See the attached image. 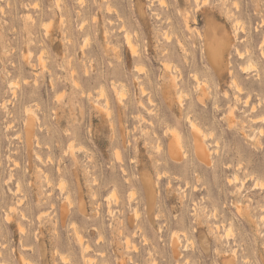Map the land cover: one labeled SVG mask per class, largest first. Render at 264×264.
Wrapping results in <instances>:
<instances>
[{
	"label": "rangeland",
	"instance_id": "rangeland-1",
	"mask_svg": "<svg viewBox=\"0 0 264 264\" xmlns=\"http://www.w3.org/2000/svg\"><path fill=\"white\" fill-rule=\"evenodd\" d=\"M196 1L0 0V264H264V0Z\"/></svg>",
	"mask_w": 264,
	"mask_h": 264
},
{
	"label": "bare ground",
	"instance_id": "bare-ground-1",
	"mask_svg": "<svg viewBox=\"0 0 264 264\" xmlns=\"http://www.w3.org/2000/svg\"><path fill=\"white\" fill-rule=\"evenodd\" d=\"M196 1V0H195ZM197 3L198 2H200L199 0H197L196 1ZM130 36V35H129ZM129 36L127 35L126 36V38L128 39V40H130V38H129ZM169 39V38H168ZM131 41V40H130ZM128 43L131 45V43L128 41ZM127 42H126V44L129 46V44H128ZM133 45V44H132ZM135 46V45H134ZM133 46V47H134ZM133 47H131V49H130V51H131V53L132 54H134V56H136L137 54V51H136V48L134 49ZM136 54V55H135ZM166 66V65H165ZM165 66H163V67H165ZM169 66V65H168ZM167 68V67H166ZM140 70V69H139ZM168 70V69H167ZM136 71V70H135ZM169 71V70H168ZM177 78V77H176ZM234 82V81H233ZM176 81H174L173 79H170V84H169V88H168V91H167V93H166V95H170V94H172V93H174V92H176L177 91V89H176ZM237 85H235L234 87H236ZM238 87V86H237ZM240 88V87H239ZM199 91H200V93H199V97H198V101L199 102H204L205 100V98L208 96V92H207V89L205 88V86L203 85V87H201V85H200V87H199ZM144 90V89H143ZM237 90H239V89H237ZM242 90V89H241ZM243 92V91H242ZM182 93V92H181ZM180 97V96H179ZM179 100H181V98H178ZM183 99V98H182ZM178 101V100H177ZM179 102H181V101H179ZM247 102V101H246ZM181 104V103H180ZM248 104V103H247ZM171 106V101H170V105H169V107ZM182 106V105H181ZM170 108H172V107H170ZM254 108V107H253ZM233 110H231L230 112H232ZM254 111V110H253ZM230 112H229V114H230ZM232 114V113H231ZM232 116V115H231ZM31 121V120H30ZM257 121V120H256ZM30 123H32V122H30ZM193 124V123H192ZM192 124H191V126H192ZM196 125V124H195ZM195 125H193L192 127V129H193V140H194V147H195V154H196V157L198 158V160H200L201 162H204V163H208V161H209V157H210V155L208 154L209 153V151H208V149L204 146V141L201 139V137H200V132L198 131L199 129H196V126ZM31 127H32V125H30ZM31 127H29V129H32ZM195 127V128H194ZM173 132V131H172ZM30 133V131L27 133V134H29ZM30 137V136H29ZM31 139V138H30ZM30 139H28V141L30 140ZM29 142H31V141H29ZM217 145V144H216ZM181 146H182V144H181V140H180V138L177 136V134H173V137L171 138V141H170V146H169V153H170V156L172 157V158H174V159H176V160H178L179 158H178V156H179V154H180V148H181ZM183 151V150H182ZM211 153V152H210ZM181 155V154H180ZM186 155V154H185ZM119 159V158H118ZM237 177V176H236ZM257 182V181H256ZM256 185V184H255ZM50 186V185H49ZM60 186V185H59ZM148 189V188H147ZM153 194V193H152ZM151 199H152V197H150ZM71 205V204H70ZM73 205V204H72ZM151 206V202H149V207ZM54 207V206H53ZM52 207V208H53ZM67 211V210H66ZM65 212V211H64ZM67 213H68V211H67ZM67 215V214H66ZM138 215V214H137ZM136 215V216H137ZM24 216V215H23ZM63 216V215H62ZM7 217V216H6ZM66 216H65V214H64V217H63V220H64V218H65ZM263 217V216H262ZM24 218H25V216H24ZM62 218V217H61ZM8 219V218H7ZM63 224V223H62ZM20 226V225H19ZM24 233V232H23ZM120 233V232H119ZM178 238V237H177ZM78 240H79V238H78ZM81 241V240H80ZM190 242V241H189ZM81 243V242H80ZM82 244V243H81ZM129 244H130V240H129ZM128 245V244H127ZM88 246V245H87ZM89 247V246H88ZM88 247H87V249H88ZM128 248V247H127ZM90 249V248H89ZM88 249V250H89ZM88 250H86V251H88ZM171 250H172V257L174 258V259H178V257L180 256V252H179V244H178V242L177 241H173L172 242V244H171ZM137 251V250H136ZM100 254V253H99ZM64 259V258H63ZM27 261V260H26ZM187 261V260H186ZM155 262V261H154ZM189 262V261H188ZM187 262V263H188ZM4 264V263H3ZM156 264V263H155ZM227 264H234L233 263V261L231 262V261H229Z\"/></svg>",
	"mask_w": 264,
	"mask_h": 264
}]
</instances>
